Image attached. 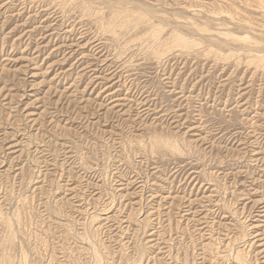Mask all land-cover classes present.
<instances>
[{
	"label": "rangeland",
	"instance_id": "1",
	"mask_svg": "<svg viewBox=\"0 0 264 264\" xmlns=\"http://www.w3.org/2000/svg\"><path fill=\"white\" fill-rule=\"evenodd\" d=\"M0 264H264V0H0Z\"/></svg>",
	"mask_w": 264,
	"mask_h": 264
},
{
	"label": "bare ground",
	"instance_id": "2",
	"mask_svg": "<svg viewBox=\"0 0 264 264\" xmlns=\"http://www.w3.org/2000/svg\"><path fill=\"white\" fill-rule=\"evenodd\" d=\"M255 50V49H254Z\"/></svg>",
	"mask_w": 264,
	"mask_h": 264
}]
</instances>
